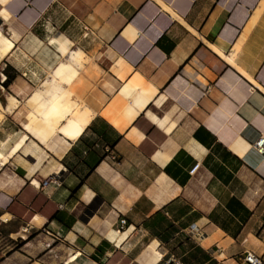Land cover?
Returning a JSON list of instances; mask_svg holds the SVG:
<instances>
[{
    "label": "crops",
    "instance_id": "crops-1",
    "mask_svg": "<svg viewBox=\"0 0 264 264\" xmlns=\"http://www.w3.org/2000/svg\"><path fill=\"white\" fill-rule=\"evenodd\" d=\"M60 8L93 117L42 142L25 125L44 88L14 62ZM0 27L18 72L0 150L28 134L0 163V264H264V0H0Z\"/></svg>",
    "mask_w": 264,
    "mask_h": 264
},
{
    "label": "bare ground",
    "instance_id": "bare-ground-1",
    "mask_svg": "<svg viewBox=\"0 0 264 264\" xmlns=\"http://www.w3.org/2000/svg\"><path fill=\"white\" fill-rule=\"evenodd\" d=\"M15 34L19 33L15 32ZM11 38L5 36L0 27V58L7 56L15 47V42ZM50 44L55 45L58 52L64 53L65 59L50 69V75L45 84H50L51 89L38 90L31 97L32 111L27 117L25 130L42 142H47L57 134H61L66 139L75 140L93 117L92 110L76 94L79 84L83 82L82 71L86 69V63L90 58L81 49L70 48L69 41L62 34L51 38ZM220 54L233 63L232 58L222 52ZM18 103L19 101L12 97L8 106L9 110L12 111ZM5 109L6 107L0 104V126L5 118ZM27 138L28 134H23L8 154L0 150L1 165L8 162L9 158L22 148ZM111 237L113 238L112 235Z\"/></svg>",
    "mask_w": 264,
    "mask_h": 264
},
{
    "label": "rangeland",
    "instance_id": "rangeland-1",
    "mask_svg": "<svg viewBox=\"0 0 264 264\" xmlns=\"http://www.w3.org/2000/svg\"><path fill=\"white\" fill-rule=\"evenodd\" d=\"M70 22L71 16L69 11L65 8H60L53 15L46 16L42 21L41 29L38 31L42 37L41 41H38L33 36H30L27 38V41L24 42V47L22 49H24V52L27 53L29 58H17L14 62V66H16L19 70L30 69L35 71L37 74L32 75V81L36 87L40 86L44 88V90L46 88L51 89L50 84H45V80L50 75V69H53L59 61L65 59V56L58 54L57 47L55 45L51 46L50 39L59 36V31L64 29L70 36ZM73 29L72 35L74 33L75 37L80 36L84 38L83 35L87 32V30L81 28V26H74ZM4 33L6 34L7 32L5 31ZM86 38H89V35ZM76 45L72 46L69 43L70 48H76ZM21 56L24 55L22 54ZM5 69H7L9 76L12 78L16 77L18 74L15 68L11 66L8 67L6 61H4L0 64V79L2 78L1 72L4 73ZM44 145L49 148H53L55 146L54 143Z\"/></svg>",
    "mask_w": 264,
    "mask_h": 264
},
{
    "label": "built area",
    "instance_id": "built-area-1",
    "mask_svg": "<svg viewBox=\"0 0 264 264\" xmlns=\"http://www.w3.org/2000/svg\"><path fill=\"white\" fill-rule=\"evenodd\" d=\"M253 147L261 154H264V134L259 135L256 140L253 142ZM53 182L57 183V180H44L40 182L31 181V183L37 189H43L45 186L52 185ZM121 224L125 225L126 220H121ZM244 261L247 264H262V260L254 252H246L244 256Z\"/></svg>",
    "mask_w": 264,
    "mask_h": 264
},
{
    "label": "trees",
    "instance_id": "trees-1",
    "mask_svg": "<svg viewBox=\"0 0 264 264\" xmlns=\"http://www.w3.org/2000/svg\"><path fill=\"white\" fill-rule=\"evenodd\" d=\"M8 67H10V65H8ZM4 72H5L6 76H7V78H6V80L4 81L3 85H4V86H7L8 83L11 81V77L8 75L7 69H5Z\"/></svg>",
    "mask_w": 264,
    "mask_h": 264
}]
</instances>
